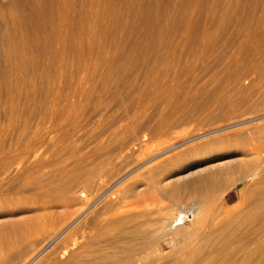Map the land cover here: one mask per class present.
<instances>
[{
	"label": "rangeland",
	"instance_id": "1",
	"mask_svg": "<svg viewBox=\"0 0 264 264\" xmlns=\"http://www.w3.org/2000/svg\"><path fill=\"white\" fill-rule=\"evenodd\" d=\"M263 131L264 0H0V264H264Z\"/></svg>",
	"mask_w": 264,
	"mask_h": 264
},
{
	"label": "bare ground",
	"instance_id": "2",
	"mask_svg": "<svg viewBox=\"0 0 264 264\" xmlns=\"http://www.w3.org/2000/svg\"><path fill=\"white\" fill-rule=\"evenodd\" d=\"M260 132V131H259ZM264 132V131H263ZM259 135V134H258ZM257 176V175H256ZM260 185V184H259ZM106 188V187H105ZM260 188H262V187H259V188H256L255 190H257V189H259L260 190ZM258 190V191H259ZM248 192H250V191H248ZM253 196V195H252ZM244 198V197H243ZM246 198V197H245ZM263 201V200H262ZM243 202V201H242ZM257 202H258V200H257ZM222 213H226V212H223L222 211ZM225 215V214H224ZM66 230H64V231H62L56 238H54L51 242H50V244L51 243H53L54 241H56V239L57 238H59L61 235H63V233L65 232ZM157 241H159V240H157ZM156 242V241H155ZM49 245V244H48ZM125 259V258H124ZM101 260V259H100ZM122 261V260H121ZM127 263V262H126ZM121 264V263H120ZM124 264V263H123Z\"/></svg>",
	"mask_w": 264,
	"mask_h": 264
}]
</instances>
